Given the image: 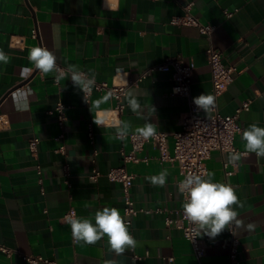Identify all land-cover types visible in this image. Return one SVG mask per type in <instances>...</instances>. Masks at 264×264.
I'll use <instances>...</instances> for the list:
<instances>
[{"label": "crops", "instance_id": "1", "mask_svg": "<svg viewBox=\"0 0 264 264\" xmlns=\"http://www.w3.org/2000/svg\"><path fill=\"white\" fill-rule=\"evenodd\" d=\"M190 3L201 22L216 26L210 38L196 27L171 23L173 16L185 14ZM225 11L233 15L227 17ZM16 36L23 39L20 48L12 44ZM210 44L222 51L226 66L237 69L234 81L218 97L219 111L234 114L247 99L251 107L238 119L235 147L240 160L230 163L233 152L214 150L207 161L209 172L215 173L213 181L230 184L244 207L236 208L242 223H232L235 233L230 225L214 238L201 233L207 244L203 261L229 264L237 239L238 264H264V158L246 153L242 140L249 125L264 127V0H0V50L9 56L7 64L0 63V245L13 250L11 256L0 250V264H29L21 255H42L59 264H105L107 260L198 264L183 232L167 226L164 217L155 213H139L131 219L129 231L137 246L123 254L109 251L107 236L94 245L73 243L71 227L63 220L72 207L78 218L93 223L98 210L115 207L126 221L122 184L105 175L113 167L125 165L135 175L131 197L138 207H164L179 219L185 199L178 191L182 179L178 164L162 162L152 142L137 153L141 161H124L132 146L127 137L117 136V127L126 122L129 133H134L146 123L130 110L128 97L118 123L105 124L103 118L116 101L98 92L86 102L67 70L75 65L111 85L126 83L167 57L179 56L195 64L191 98L213 96L206 55ZM36 46L52 51L64 73L45 75L36 69L28 59L29 49ZM173 83L168 73L155 72L127 90L135 93L149 122L168 133L181 129L189 108L188 97L172 93ZM59 102L66 105L63 126L55 110ZM90 125L94 144L88 138ZM33 136L41 139L37 157L28 147ZM62 145L65 153L58 151ZM173 147L170 134L171 151ZM38 163L44 192L38 182ZM94 167L103 173L96 181L90 177ZM164 169L168 170L164 186L147 179Z\"/></svg>", "mask_w": 264, "mask_h": 264}, {"label": "built area", "instance_id": "2", "mask_svg": "<svg viewBox=\"0 0 264 264\" xmlns=\"http://www.w3.org/2000/svg\"><path fill=\"white\" fill-rule=\"evenodd\" d=\"M192 3L185 7V14L175 15L171 18V23L175 25H185L196 27L202 35L210 38L214 32L216 26L212 24H205L191 12ZM227 17H231L233 12L225 11ZM38 35L36 30H33V36ZM22 37H14L12 44L17 47H22ZM42 47V46H36ZM33 48V47H32ZM207 62L211 70L213 96L215 98V107L209 118L205 112L194 104V99L191 98V84L192 77L195 70V64L192 62H185L179 56H171L164 59L163 62L157 63L144 70L137 78H129L126 83H113L109 84L105 81H97L94 79V85L91 89L83 90V97L86 102H90L92 96L95 93H105L111 99L116 101L114 109L103 118V122L108 125H116L119 121L120 114L126 107L125 98L127 96V90L133 85L140 84L146 77L152 75L155 72L168 73L173 80L172 93L176 95L186 96L189 99V108L181 119V129L173 133L160 131L156 129V135L149 139H144L134 133H128L125 137L128 138L132 150L129 153L124 154V161H141L142 159L137 156L145 143L152 142L159 150V158L162 162H176L179 166V171L182 179L179 183L189 174H204L209 172L207 161L211 157L212 151L220 150L222 152L231 151L239 152L235 147V137L238 131H240V125L238 119L240 113L244 110H249L251 107V100L247 99L239 106L234 114H222L218 107V97L224 93L228 86L234 81L237 69L232 66H226L223 60L222 51L213 45H209L206 50ZM57 64V73L63 74L64 68ZM55 110L57 112V119L61 126L64 125L66 120V105L63 102H59ZM170 134L174 138V147L171 151L169 148ZM64 137L63 134L59 138ZM88 138L90 143H95V134L92 126L90 125L88 130ZM41 139L39 136H33L29 139L28 147L31 154L37 157L39 152V144ZM59 152L65 153L64 145L60 146ZM98 154V150L93 151V161ZM147 161L148 158H143ZM227 166V165H226ZM37 173L39 175L40 190L44 192L43 179H42V166L37 164ZM66 175H69V166L64 165ZM229 173V172H228ZM102 172L97 167H94L90 173L92 180L96 181L102 176ZM105 175L110 181L119 182L122 184L123 201H124V215L126 222L131 223V219L139 214H159L164 217L165 224L169 227H175L183 232L184 237L190 242L193 251L197 257L198 264H204V257L206 255L207 244L202 236H197V233L193 230V225L185 218L183 209L181 210V217L179 219L172 218L164 207L145 208L138 207L136 202L131 197V188L134 184L135 175L128 171L125 165L119 167H113L108 170ZM178 183V184H179ZM70 185V183L68 182ZM184 196V194H183ZM185 199V196H184ZM78 218L77 210L72 207L63 216V220L68 222L71 219ZM70 225V223H69ZM230 230L235 233L234 225H230ZM73 243L74 241L72 235ZM238 241L234 239L230 251V263L238 264ZM0 250L5 252L8 256H11L13 250L0 245ZM133 250V249H132ZM22 258L29 264H59L56 259L44 257L42 255H21ZM136 259L141 258L140 255L134 254ZM170 261L174 260L171 256L168 258Z\"/></svg>", "mask_w": 264, "mask_h": 264}, {"label": "clouds", "instance_id": "3", "mask_svg": "<svg viewBox=\"0 0 264 264\" xmlns=\"http://www.w3.org/2000/svg\"><path fill=\"white\" fill-rule=\"evenodd\" d=\"M28 59L41 73L47 75L57 70L56 56L47 48L33 47L29 49ZM9 56L0 50V63L7 64ZM74 85L81 90L91 89L94 85V74L89 76L77 66L70 65L67 70ZM128 106L138 117L146 120L143 126L135 129V134L149 139L156 135V126L149 122V118L143 115L144 109L140 105L135 93L130 88L128 93ZM108 97L104 98L107 101ZM194 104L202 109L210 118L215 107V98L212 95L202 94L194 98ZM99 103V102H98ZM27 107V105H25ZM154 110V109H153ZM96 124L101 123L95 121ZM130 125L122 122L117 127V135L125 137L129 133ZM242 140L246 153L255 154L257 158H264V127L253 123L242 132ZM230 163L240 160V154L233 152L228 156ZM215 173L204 174L189 173L179 184L178 191L185 196L183 214L193 225V230L200 236L201 233L216 237L233 222L241 224L238 220L236 208L244 207V203L238 198L235 189L230 184L213 181ZM168 170H162L157 176L147 179L159 186H164L167 180ZM95 223L88 218H74L69 221L72 235L76 243L83 242L94 245L107 236L109 251L117 255L123 254L127 249L137 246L136 239L129 231V224L121 216L115 207H104L98 210L94 217ZM249 228L253 226L248 225ZM105 264H114L107 260Z\"/></svg>", "mask_w": 264, "mask_h": 264}]
</instances>
